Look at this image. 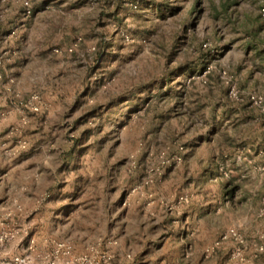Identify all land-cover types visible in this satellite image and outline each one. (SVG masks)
<instances>
[{
	"label": "rangeland",
	"instance_id": "374dc122",
	"mask_svg": "<svg viewBox=\"0 0 264 264\" xmlns=\"http://www.w3.org/2000/svg\"><path fill=\"white\" fill-rule=\"evenodd\" d=\"M262 7L0 0V219L22 207L0 258L264 264Z\"/></svg>",
	"mask_w": 264,
	"mask_h": 264
},
{
	"label": "built area",
	"instance_id": "2783aa9c",
	"mask_svg": "<svg viewBox=\"0 0 264 264\" xmlns=\"http://www.w3.org/2000/svg\"><path fill=\"white\" fill-rule=\"evenodd\" d=\"M261 13L264 14V0ZM21 211V205L15 201L4 217L0 219V247L17 236V230L11 229L10 226ZM233 237H236V232L234 229H229L221 236L220 242ZM220 242H217L214 247L218 246ZM28 248H33V240L29 242ZM0 264H113V257L110 253L101 251L99 246L88 248L83 254L77 255L69 242H58L48 254L41 256L37 261L28 254H21L10 258H0Z\"/></svg>",
	"mask_w": 264,
	"mask_h": 264
},
{
	"label": "trees",
	"instance_id": "16d2710c",
	"mask_svg": "<svg viewBox=\"0 0 264 264\" xmlns=\"http://www.w3.org/2000/svg\"><path fill=\"white\" fill-rule=\"evenodd\" d=\"M217 167L213 165H206L203 169V174L212 180L213 183H216V187L219 189L224 200L231 202L236 197L237 187L232 186L230 180H225L222 178L218 172Z\"/></svg>",
	"mask_w": 264,
	"mask_h": 264
},
{
	"label": "crops",
	"instance_id": "0c3cea01",
	"mask_svg": "<svg viewBox=\"0 0 264 264\" xmlns=\"http://www.w3.org/2000/svg\"><path fill=\"white\" fill-rule=\"evenodd\" d=\"M189 217H190V215H189ZM191 217H192V219H195L196 217L202 218L203 216L202 215H199V214L193 213ZM198 220H200V219H198ZM199 222H200L201 232H208V231H214V230H216V228L214 227V225H207V224L203 223L202 221H199Z\"/></svg>",
	"mask_w": 264,
	"mask_h": 264
}]
</instances>
